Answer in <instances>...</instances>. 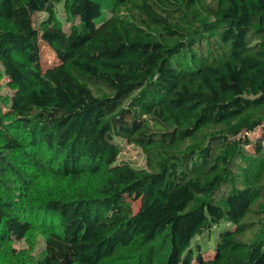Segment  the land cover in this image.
<instances>
[{
    "label": "trees",
    "instance_id": "16d2710c",
    "mask_svg": "<svg viewBox=\"0 0 264 264\" xmlns=\"http://www.w3.org/2000/svg\"><path fill=\"white\" fill-rule=\"evenodd\" d=\"M102 1L0 0V243L44 240L14 264H264V0Z\"/></svg>",
    "mask_w": 264,
    "mask_h": 264
},
{
    "label": "rangeland",
    "instance_id": "374dc122",
    "mask_svg": "<svg viewBox=\"0 0 264 264\" xmlns=\"http://www.w3.org/2000/svg\"><path fill=\"white\" fill-rule=\"evenodd\" d=\"M104 9L102 13V18L105 19L109 17L112 13L115 12L116 5L111 0H103L102 1ZM44 14L42 13H35L30 15V19L33 23H35L36 20L43 17ZM56 20L57 23L63 26L65 31H68L70 26L72 24L78 25L79 21L77 18H73L67 15L66 11L64 10V7L61 3H59L56 7ZM45 56L48 55L47 49L44 48ZM0 86H1V92L3 95H7L10 93L9 87L6 85V82L1 79L0 80ZM0 109H4V106H0ZM264 129L258 128L256 132L252 133L253 137H256L260 135L263 132ZM117 143L121 147V151L118 155L119 161H125L130 163L132 166L136 168H143L146 165V158L141 148L134 144H128L123 139H116ZM127 199L132 204L133 210L136 211L139 208L140 205V199H141V192L136 188L132 187L130 188L129 192L126 194ZM202 240H205V238H202ZM211 246V243L209 242L205 247L206 251L204 252V255L206 256L208 253H210L209 247ZM44 247V240L39 237L37 245L34 247L33 250H30L29 244L23 239V240H5L4 242L0 243V264H14L16 257L13 252L15 251H22L25 250L26 252L31 253L34 256H37L41 253Z\"/></svg>",
    "mask_w": 264,
    "mask_h": 264
}]
</instances>
